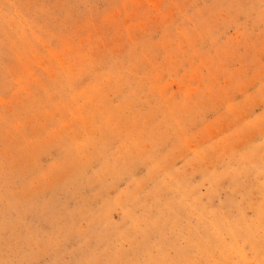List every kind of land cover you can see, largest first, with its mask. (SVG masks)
<instances>
[{"label":"rangeland","instance_id":"rangeland-1","mask_svg":"<svg viewBox=\"0 0 264 264\" xmlns=\"http://www.w3.org/2000/svg\"><path fill=\"white\" fill-rule=\"evenodd\" d=\"M0 264H264V0H0Z\"/></svg>","mask_w":264,"mask_h":264},{"label":"bare ground","instance_id":"bare-ground-1","mask_svg":"<svg viewBox=\"0 0 264 264\" xmlns=\"http://www.w3.org/2000/svg\"><path fill=\"white\" fill-rule=\"evenodd\" d=\"M175 207V206H174ZM178 207V206H177ZM183 209V208H182ZM184 210H185V208H184ZM182 220V219H181ZM148 225V224H147ZM84 252V251H83ZM221 259V258H220ZM82 262V261H81Z\"/></svg>","mask_w":264,"mask_h":264}]
</instances>
